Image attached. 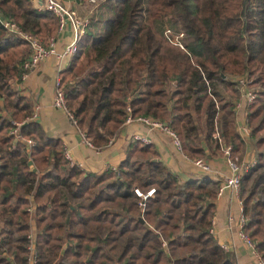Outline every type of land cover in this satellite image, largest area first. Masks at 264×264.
Instances as JSON below:
<instances>
[{
  "label": "trees",
  "instance_id": "16d2710c",
  "mask_svg": "<svg viewBox=\"0 0 264 264\" xmlns=\"http://www.w3.org/2000/svg\"><path fill=\"white\" fill-rule=\"evenodd\" d=\"M0 15L44 45L57 36L56 16L32 0H0ZM89 17L58 87L69 120L96 149L131 115L166 124L192 160L205 148L237 150L238 78L255 94L247 107L255 163L239 198L242 232L264 259V0H105ZM166 29L183 33L182 48ZM30 53L0 23V264H27L29 233L34 264H236L210 231L217 183L182 180L153 144L132 137L125 159L100 173L65 157L17 89ZM136 187L154 188L143 207Z\"/></svg>",
  "mask_w": 264,
  "mask_h": 264
},
{
  "label": "crops",
  "instance_id": "0c3cea01",
  "mask_svg": "<svg viewBox=\"0 0 264 264\" xmlns=\"http://www.w3.org/2000/svg\"><path fill=\"white\" fill-rule=\"evenodd\" d=\"M60 1L80 16H91L96 11V7L91 8L86 0ZM70 39L69 33L57 35L56 49L61 50ZM60 68L61 65L56 56L50 55L32 68L29 77L23 80L17 89L31 103L33 120L40 123L47 135L62 140L65 149L70 154L72 163L93 173H100L108 166L116 168L126 157L124 149L126 142L133 133L140 132L151 138L150 144H153L157 149L158 159L182 180L207 178L213 183H217L219 187L223 180L231 176L232 172L221 149L217 153L210 154L205 148L206 157L203 159L208 163L211 171L202 173L194 165L193 160L186 157L174 145L168 134L159 129L144 128L136 123L123 125L114 140L106 147L96 149L87 145L76 125L71 123L65 112L53 105L55 79ZM244 95L245 90L240 89L239 97L235 101L234 128L242 139V143L237 150L232 151V156L237 160L252 159L255 161L254 141L247 126L249 104ZM242 216L239 192H234L229 188L224 189L220 197H215L212 233L218 244L232 254L236 264H257L255 251L240 236L239 222Z\"/></svg>",
  "mask_w": 264,
  "mask_h": 264
},
{
  "label": "built area",
  "instance_id": "2783aa9c",
  "mask_svg": "<svg viewBox=\"0 0 264 264\" xmlns=\"http://www.w3.org/2000/svg\"><path fill=\"white\" fill-rule=\"evenodd\" d=\"M32 1L35 5V8L38 11L50 12L56 16L58 22L57 35L69 33L71 35V39L69 42H67L64 45V47L61 50H57L56 37L55 38L51 37L48 40V44L44 45L43 43L38 41L35 37L22 32L11 19L4 18L0 15V23L3 25V27L6 30L28 41V43L30 44L31 53L29 55V58L23 63V68L25 69V71L22 74V80L28 78L32 68H34L39 62L45 60L50 55H55L56 58L59 60V64L61 65V68L59 70H61L62 67L64 68V66L67 65L71 56L76 52L77 42L81 37V35L84 34L86 28L89 25V20H90V17L88 15L86 16L78 15L72 8L65 5L60 0H32ZM75 1L79 2L82 0H75ZM86 1L91 6V8H95L101 3H103L105 0H86ZM163 35L168 43L178 45L180 48L183 47L180 41V38L183 36L182 32L166 29ZM238 82L240 83L239 88L245 90V95H244L245 99L247 103L250 104L254 99L255 94L246 88L245 81L243 78L241 77L238 78ZM58 86H59V77L57 75L55 79V97H54L53 105L55 108L64 111L67 117L70 119L72 118V116L70 115L69 111L66 108L64 94L62 90L59 89ZM127 110L130 111V108L128 107ZM130 123H136L139 126H143L144 128L150 130L159 129L164 131L172 139L174 145L181 150V143L177 135L169 127H167L166 124L161 123L157 119L147 116L132 117L131 115H128L124 121V125ZM131 137L134 140L141 142L143 144L151 143V138L148 135H145L140 132L133 133ZM213 137L218 141L220 140L219 134L217 132L213 134ZM83 140L87 145L91 146V144L84 138V136H83ZM221 151L226 159V162L232 174L230 177L223 180L222 184L218 187L216 193L217 197H220L222 195L223 190L226 188H229L234 192H239L241 178L243 174L255 163V161L252 159L237 160L236 158H234L232 156V148L230 145H222ZM65 157L71 161L70 154L66 149H65ZM193 163L202 173H209L211 171L210 166L208 165V163L205 162L204 159L201 158L194 159ZM107 168L113 169L114 167L108 166ZM133 192L136 195V197L139 198L138 204L141 207H143L146 199L154 194V188H151L146 192H143L142 190L136 187L133 189ZM28 211L30 214H33V207L30 206L28 208ZM244 222L245 219L242 216L239 222L240 236L247 243V245H249L255 251L257 264H264V259H262L261 256L255 250L254 242H252L242 232V227ZM33 223H34L33 220H31V224ZM210 231L211 232L213 231V225ZM27 239L29 241L28 244L26 245V249L28 251L27 264H34L36 261L37 251L33 242V234L29 233L27 235ZM162 245H165V242H163ZM11 264H17V263L12 262Z\"/></svg>",
  "mask_w": 264,
  "mask_h": 264
},
{
  "label": "water",
  "instance_id": "95a60500",
  "mask_svg": "<svg viewBox=\"0 0 264 264\" xmlns=\"http://www.w3.org/2000/svg\"><path fill=\"white\" fill-rule=\"evenodd\" d=\"M143 221V220H142Z\"/></svg>",
  "mask_w": 264,
  "mask_h": 264
}]
</instances>
